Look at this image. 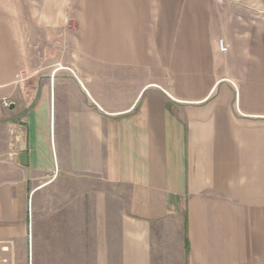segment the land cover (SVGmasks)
Instances as JSON below:
<instances>
[{
  "label": "crops",
  "instance_id": "0c3cea01",
  "mask_svg": "<svg viewBox=\"0 0 264 264\" xmlns=\"http://www.w3.org/2000/svg\"><path fill=\"white\" fill-rule=\"evenodd\" d=\"M14 31L0 41L4 264H264V15L80 0L49 64Z\"/></svg>",
  "mask_w": 264,
  "mask_h": 264
},
{
  "label": "rangeland",
  "instance_id": "374dc122",
  "mask_svg": "<svg viewBox=\"0 0 264 264\" xmlns=\"http://www.w3.org/2000/svg\"><path fill=\"white\" fill-rule=\"evenodd\" d=\"M79 1L0 0V41L12 43L16 39L14 29L19 28V38L24 45L32 52L35 50L31 63L59 61L61 48L58 44L62 38L69 41L73 37ZM213 6L218 15L239 16L246 22L264 15V0H213ZM55 14L63 16L62 27L52 21Z\"/></svg>",
  "mask_w": 264,
  "mask_h": 264
},
{
  "label": "built area",
  "instance_id": "2783aa9c",
  "mask_svg": "<svg viewBox=\"0 0 264 264\" xmlns=\"http://www.w3.org/2000/svg\"><path fill=\"white\" fill-rule=\"evenodd\" d=\"M219 47H220V50H221V51H225V50L227 49L226 46L224 45L222 39L219 40ZM1 104H2V106L5 107V108L8 107V105H9V103H8V101H7L6 99H3V100L1 101ZM7 250H8V247H7V246H2V247L0 248V251H1V252H6ZM6 262H7V258L4 257V256H2V255L0 254V264H4V263H6Z\"/></svg>",
  "mask_w": 264,
  "mask_h": 264
},
{
  "label": "water",
  "instance_id": "95a60500",
  "mask_svg": "<svg viewBox=\"0 0 264 264\" xmlns=\"http://www.w3.org/2000/svg\"><path fill=\"white\" fill-rule=\"evenodd\" d=\"M12 107H13V105L11 104V105H10V108H12Z\"/></svg>",
  "mask_w": 264,
  "mask_h": 264
}]
</instances>
